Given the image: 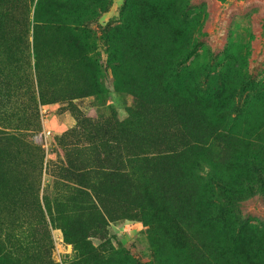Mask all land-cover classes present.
<instances>
[{"label":"rangeland","instance_id":"obj_1","mask_svg":"<svg viewBox=\"0 0 264 264\" xmlns=\"http://www.w3.org/2000/svg\"><path fill=\"white\" fill-rule=\"evenodd\" d=\"M62 1L0 0V264H264V0Z\"/></svg>","mask_w":264,"mask_h":264},{"label":"trees","instance_id":"obj_2","mask_svg":"<svg viewBox=\"0 0 264 264\" xmlns=\"http://www.w3.org/2000/svg\"><path fill=\"white\" fill-rule=\"evenodd\" d=\"M45 9H48V13L50 14H58L62 10H67V2H63L62 0H38L35 8V15L38 16V14ZM47 22L51 23L52 21L49 19Z\"/></svg>","mask_w":264,"mask_h":264},{"label":"built area","instance_id":"obj_3","mask_svg":"<svg viewBox=\"0 0 264 264\" xmlns=\"http://www.w3.org/2000/svg\"><path fill=\"white\" fill-rule=\"evenodd\" d=\"M50 134H51V131L50 130H47L46 133H45L46 140L48 139V137H49Z\"/></svg>","mask_w":264,"mask_h":264},{"label":"crops","instance_id":"obj_4","mask_svg":"<svg viewBox=\"0 0 264 264\" xmlns=\"http://www.w3.org/2000/svg\"><path fill=\"white\" fill-rule=\"evenodd\" d=\"M254 6H256L255 4H254V0L252 1V8L254 7ZM262 12H264V9H263V11ZM237 14V13H236ZM262 18L264 17V16H261Z\"/></svg>","mask_w":264,"mask_h":264}]
</instances>
